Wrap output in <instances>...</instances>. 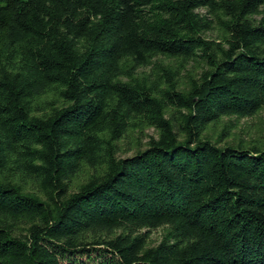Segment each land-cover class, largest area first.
<instances>
[{
    "label": "trees",
    "instance_id": "16d2710c",
    "mask_svg": "<svg viewBox=\"0 0 264 264\" xmlns=\"http://www.w3.org/2000/svg\"><path fill=\"white\" fill-rule=\"evenodd\" d=\"M263 109L264 0H0V264H264Z\"/></svg>",
    "mask_w": 264,
    "mask_h": 264
},
{
    "label": "rangeland",
    "instance_id": "374dc122",
    "mask_svg": "<svg viewBox=\"0 0 264 264\" xmlns=\"http://www.w3.org/2000/svg\"><path fill=\"white\" fill-rule=\"evenodd\" d=\"M201 13L204 14V11H202ZM217 36V32L207 34V38L211 40H217ZM166 64L171 67L170 64ZM188 70L189 72L194 71L195 73L193 74L196 76L197 72H199L201 69L199 67H197L196 69L193 66H189ZM152 71L153 68L150 66L146 69L141 70L139 72V76H147L151 74ZM180 81L181 82L179 83L181 88L185 89L189 86L190 81L187 75L183 74V76L180 78ZM166 118L168 117L166 116ZM226 132L229 136L227 140L231 143H263L264 109L253 118L242 120L236 118L225 119L219 126L212 128L208 132V137H211L212 139L216 140L219 139L220 134H226ZM159 136L160 133L155 127L147 126V124L141 123V120H139L138 118H133L132 125L129 126L128 129V136L120 142L118 156L122 158L131 156L138 149L146 148L152 140L159 139ZM165 234V229H158L152 232L150 245H157L160 241L163 240ZM81 262L83 264H100L101 262L105 261L100 256H97V254L95 253L92 259L81 258Z\"/></svg>",
    "mask_w": 264,
    "mask_h": 264
}]
</instances>
